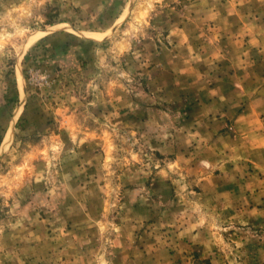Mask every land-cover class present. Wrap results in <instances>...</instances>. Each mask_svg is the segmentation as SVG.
<instances>
[{"label": "rangeland", "instance_id": "rangeland-1", "mask_svg": "<svg viewBox=\"0 0 264 264\" xmlns=\"http://www.w3.org/2000/svg\"><path fill=\"white\" fill-rule=\"evenodd\" d=\"M0 264H264V0H0Z\"/></svg>", "mask_w": 264, "mask_h": 264}, {"label": "bare ground", "instance_id": "bare-ground-1", "mask_svg": "<svg viewBox=\"0 0 264 264\" xmlns=\"http://www.w3.org/2000/svg\"><path fill=\"white\" fill-rule=\"evenodd\" d=\"M5 139H6V138H5ZM9 139H10V138H9ZM9 139H8V140H9ZM9 142H10V141H9ZM5 143H6V142H5Z\"/></svg>", "mask_w": 264, "mask_h": 264}]
</instances>
